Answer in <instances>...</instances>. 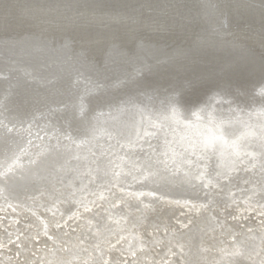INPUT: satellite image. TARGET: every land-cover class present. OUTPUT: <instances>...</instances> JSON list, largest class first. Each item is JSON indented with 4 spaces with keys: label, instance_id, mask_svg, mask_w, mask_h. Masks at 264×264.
Wrapping results in <instances>:
<instances>
[{
    "label": "bare ground",
    "instance_id": "obj_1",
    "mask_svg": "<svg viewBox=\"0 0 264 264\" xmlns=\"http://www.w3.org/2000/svg\"><path fill=\"white\" fill-rule=\"evenodd\" d=\"M12 1L39 7L35 12L37 21L33 24L27 21L30 20L29 16L27 17L28 14L35 16L32 9L20 8L25 16L21 19L23 21L21 26L18 25L19 28L28 27L24 29L25 31L19 29L22 33L29 34L34 32L32 31L34 29L39 32L38 36L52 31L51 29L61 31V27L53 26V17H60L62 24L73 28L79 26L82 30H84L83 26L103 25L105 27L108 23L135 25L141 22L137 25L141 29L147 30L150 26L149 30L155 31L151 29L153 26L147 22L159 23V26H155L154 29L160 34L174 35H178L180 31L175 32L173 29L180 28L184 22L183 19L189 17L197 21H192L190 24L186 22L183 25L185 27L183 29L187 31L186 34H197V37L202 38L201 40L196 38L192 43L201 41L203 47L208 46L207 50L216 53L225 49L242 52L237 56L227 58L234 63V68L223 76L234 75L229 81L234 79L236 82L225 83V90L231 91L233 88L235 90L231 93L234 92L236 96L246 93L247 96H244L248 98L253 90L246 87L257 88L264 81V72H258L264 66L256 68L259 65L258 61L264 59V0ZM252 14L255 16L253 20L255 23L249 18ZM47 17L52 19L48 20ZM139 17L143 18L138 19ZM145 17L148 18L145 20ZM165 18H176L172 20L181 24L178 26L175 23H168L166 21L169 19L165 20ZM170 26H175V28ZM203 31L206 32L203 33ZM23 49L24 47L18 48L19 51L17 50L15 54L18 58L10 59L9 64L5 63L3 73L0 71L3 76L0 83V239L4 242L3 249L0 250V264H101L103 260L113 259L111 252L107 251V246L114 242L113 237L126 238L123 240L124 249L129 253L125 250L121 252L135 254V257L130 259L133 261V263L130 261L132 264H144L146 257L153 258L150 263L155 264L156 258L153 257L152 251H155L156 246H161L158 251L160 255L163 253L172 255L176 252L175 256L171 257L162 255L165 256L164 259L170 260L166 263L162 261L161 264H264V217L258 220L259 227H261L259 233H254L253 230L251 233L242 231L241 234L235 235L237 228L234 223L227 222L225 218L221 220V212L229 203V197L223 199L213 196L210 202L201 200L199 212L193 215V218L188 219L190 224L186 225L183 230L177 231L176 228L175 231L173 227L169 230L167 227L165 234L155 235L152 232V237L149 236L150 234L147 235L159 226L166 229L165 224L168 221L166 213H161L157 209L158 204L161 203L159 199L162 197L159 192L169 191L171 187L169 183L174 179L164 174L168 171L163 170L162 166L166 163L168 166L182 167L187 171L188 166L196 165L191 158L183 156L185 151L196 155L202 154L198 163L201 165L200 171L203 174L208 173L211 167L218 172L216 177L209 176V173L203 175L207 176L205 179L210 191L219 195L218 192L222 187L221 180L230 178L231 182L239 183L246 191L242 195L240 192L243 191L242 189L235 192L231 198L234 204L231 205L244 201L253 205L258 211H262L264 215V145L261 143V146L246 147L245 143L248 141L245 142L242 139L245 137V130L249 127L242 126L243 136L239 135L242 132L238 131L226 141L222 138L216 145L226 152L223 156L226 164L217 165L214 160L211 164L210 150L216 144L213 139L222 133L216 132L215 126L211 124H205L208 126L203 127L195 125V123L199 124L204 121L200 113L207 111L205 109L209 104L207 102L222 94L218 92L219 90L212 88L209 93H205L208 99L204 107L202 105L199 108L200 113L197 107L188 113L185 110L184 113L187 114L180 115V120L183 118L181 122H188V125L181 127L180 122L169 126L172 129L170 132L172 136L163 141L162 148H157L154 138L164 134L162 131L147 130V128L144 131L142 127L140 128L142 125L145 126L144 123L140 126L134 125V128H130V132L128 128L131 125H128L125 130L122 126L126 124V121H134L143 115L145 116L143 119L147 117L159 123L158 120L162 115H166L168 109L178 113L181 109L172 102L174 100L172 97L165 98V101L162 97H158L156 99L162 101L157 105H150V108L144 106L142 102L146 101L150 95L143 92L144 88H134L139 80L138 77L142 75L139 70H129L125 67L128 71L125 77L104 80L101 76L94 77L86 69L77 70L71 66L73 68L69 70L72 73L70 72L68 88L78 86V92L68 91L70 94L68 98L51 101L47 100L46 94L53 92V87H50L47 92H43L42 88L55 83L59 77L56 72L49 74L44 71L54 62L45 64V58L40 57L36 65L22 64L24 61L22 57L25 56ZM255 56L259 59L258 61L253 60V66L249 59ZM247 65H250V68ZM11 71H13L12 75L18 76L12 78V75H8ZM20 74H22L21 79H19ZM223 76L219 79L222 78L220 80L224 82ZM107 85L108 88H128V94L122 95L123 90L115 92L118 97L111 104L87 112L88 117L81 119L79 125H73L72 113L79 115L87 103L85 98L90 94L96 97L94 92L97 94ZM22 89L24 93L33 98L37 99L39 96L44 98L36 106H34L36 103L31 104L29 108L33 107V109L30 112H28L29 108L25 109V112L24 102L16 100L9 103L7 101V96L12 98ZM144 90L152 91L151 88ZM213 91L215 94H212ZM201 103L203 102L197 104L201 105ZM164 105L166 107H163ZM105 112L107 113L104 114ZM120 112L125 115L117 123L116 117ZM96 115H98L97 122L92 119ZM192 117L193 119H188ZM218 120L217 118L216 121ZM138 132H140L139 135L136 134ZM154 148H157V151L153 150ZM47 150L48 153H46ZM105 156L111 159V168ZM126 162L133 163V167L126 169ZM83 163L90 167L89 170L84 173L82 167L77 172L76 169ZM170 163L172 165H169ZM92 166L93 169H91ZM156 168L161 170L156 171ZM112 169L114 172L125 169L129 173L128 176H121L119 180L112 182L110 175H107ZM145 175L150 176L147 182L145 181L147 187L134 184L146 178ZM178 178L184 183V187L180 190L175 188L176 191H171L172 194H179L183 204L192 202V195L196 194V191L191 189L197 180L189 171ZM165 184L168 188L163 187ZM113 197L116 200L123 199L122 203L119 202L118 208L112 206L115 205ZM170 198L172 202L177 203L175 202L177 197L170 195ZM94 202L100 203V207L87 210L86 214L82 213L79 219L80 228L70 230L67 225L68 231L54 230L53 226L58 223L55 220H58L59 214L68 216L67 214L75 206L83 207ZM42 218H46V221ZM1 221L6 222L8 227H5L7 225H3ZM41 233L53 235L52 241L50 240L47 245L50 249L43 248L39 255L31 256L33 237L39 238ZM228 237H233V241L232 239L229 240L230 242L225 241ZM11 239L14 240L12 243L15 247L14 245L12 247ZM41 241L39 240L38 244H42ZM7 243L11 245L8 246ZM11 248L22 261L13 260L15 256L12 255ZM126 259L128 257H125L124 261Z\"/></svg>",
    "mask_w": 264,
    "mask_h": 264
},
{
    "label": "water",
    "instance_id": "obj_2",
    "mask_svg": "<svg viewBox=\"0 0 264 264\" xmlns=\"http://www.w3.org/2000/svg\"><path fill=\"white\" fill-rule=\"evenodd\" d=\"M17 4L23 7H20ZM26 7L32 9V13L35 15H27V17L29 16L30 18V20L27 21H30V24H33L37 21V14H35V12L36 9H39L38 6L32 4L24 5L12 0H4L0 2V71L3 73V69H5V63L9 64L10 59L18 58L15 54L17 53L18 48L22 47H24L23 50L25 52V56L22 57L24 60L22 61V64L36 65L37 62H39L38 60H40V57L45 58V64L53 61L54 64L51 65L50 68H45L44 71L49 72V74L56 72L59 74V77L55 83H50V85L47 87L44 86L42 90L43 92H47L50 87H53V92H50L51 95L45 93L48 98L46 99L57 101L63 98H68V96H70L68 91H74L75 93L78 92V86L68 88L69 80L71 78V71L69 70L73 68L71 66H74L73 69L77 70L79 68L86 69V71L93 74L94 77L101 76V78L104 80H116L117 77H119V79L123 76L125 77L128 72L125 67H128L129 70L137 69L142 75L138 77L139 80L137 81V85L134 88L138 87L152 89V91H145L142 89L144 93L150 95L146 101L144 100L142 102L144 106L150 108V105H157V103L162 101H158L156 99L158 97H162L163 101H165V98L172 97L174 100L171 101L177 104L181 109V114L177 111H172V109H168L166 111V115H162L161 119L158 120L159 123L155 122L153 119H148L147 117L143 119L145 117L143 115L137 117V119L134 121H126V124L122 126V129L125 130L128 125H131L128 128V132H130V128H134V125L140 126L141 123H144V127L143 125L140 126V128L142 127L144 131H146V128L147 130L157 129L162 131L164 134L155 136V139L159 141L158 146H156L157 148H162L163 141H165L167 137L172 136V134H170L172 129L169 126L174 125L175 123H180L183 119L182 118L180 120V115L184 116L188 112L194 110L195 107L198 108V112L200 113L199 108L202 105L204 107V103L208 99L205 93H209L212 88H215L214 90H219L218 92H221L222 94L217 95L216 98H213L210 102H207L209 103L205 108L207 111L200 113L203 116L201 117L204 121L199 124L195 123L196 126L199 125L203 127L208 126L205 124L216 122V119L223 108L222 106L233 102L239 97L245 98L247 96L246 93H244L242 96H236L234 92L231 93V91L235 90L233 88H231V91L225 90V83L229 82L230 84H233L236 82V80L232 79L234 81H229L234 75L223 76V74L230 73V71L234 68V63L230 60H227L228 56H237L242 52L240 53L230 49H225L216 53L214 51L207 50L206 48H208V46L203 47V45H201L202 43H200L201 41L192 43V41H194L196 38L199 40L202 38L197 37V34H186L187 31L183 29L185 28L183 25H185L186 22L187 24H190L192 21L197 20L190 19L189 17H185L184 19L182 18L184 21L182 26L178 29H173L175 32H180H178V35H174L165 33L160 34L159 31L154 29L155 26H159V23L156 24L147 22L153 26L151 29L155 31H150V26L147 28V30L141 29L140 26H137L141 24L140 21H137L140 23L135 25H125L124 23H108L105 24V27H103V25L92 27L83 26L84 30H82L79 29V26L73 28L62 24V19L60 17H53L54 19L47 17L48 20H53V26H56L57 28L61 27V31H54L51 29L52 31L38 36L37 34L39 32L34 29L32 30L31 27L29 28L34 32H30L29 34L21 32L28 27L24 26L19 28V26H21V22L23 23L21 19L25 16L21 13L20 8ZM18 16L21 18L19 19ZM142 18L143 17H139L138 19ZM147 18L148 17H145L144 19L146 20ZM249 18L252 19L251 21H253L255 16L252 14L249 16ZM144 19L143 23L145 24ZM166 19H169L166 21L168 23H175L178 26L181 24L177 21H174L176 18H165V20ZM253 22L255 23V21ZM171 28H175V26H172ZM19 29H21V31H19ZM204 32L206 31H203V33ZM25 35L28 36L25 37ZM258 59L259 58L256 56L250 58V64L254 66V61H258ZM258 63L259 65H257L256 68L264 66V59L262 61H258ZM135 65L137 66L135 67ZM247 67L250 68V65H247ZM258 72H264V68H260ZM2 73L0 74V83L3 78ZM12 73L13 71H11L8 75H12ZM252 74L253 72L251 73V76ZM16 76L18 75H12L11 77L13 78ZM19 76V79H21L22 74ZM222 76L224 82L220 80L222 78L219 79V77ZM246 88H251V90H253L252 93L250 92L248 98L252 97V99H255L259 102L260 100L264 99V81H262V83L257 88ZM28 90L31 91V89ZM119 90L124 91L121 93L122 95L128 94V88H108L107 85L105 88L100 89L97 94L94 92L96 97H94L92 94L88 95V97L85 98L87 103L82 111H80L79 115L72 113L73 125H79V121L81 119L86 118V116L88 117V114L86 115L87 112H90L96 108H103L111 104L113 100L117 99L118 94H115V92ZM213 93L215 94V91H213L212 94ZM99 95H102V97H98ZM119 96L122 97L121 95ZM97 97L98 99H96ZM10 99L12 100L10 101ZM43 99L44 98H41V96H39L37 99L33 98L30 95L24 93L23 89L18 91V93L12 96V98H8L7 96V101H9V103L16 100L18 102H24V110H27L31 104L36 103L34 105L36 106ZM198 102L203 103L198 105ZM163 107H166V105ZM32 109L33 107L29 108L28 112H30ZM60 109H63V107H60ZM185 110H187V113H184ZM176 112L178 114H176ZM66 113L69 112L66 111ZM106 113L107 112L104 114ZM84 115L85 117H83ZM98 115L102 114L98 113ZM98 115L92 119L96 121ZM117 115L118 116L116 118L118 119V123L121 118L124 117L125 113L120 112ZM176 115L178 117H176ZM188 119L191 120L193 117ZM135 122L138 123L134 124ZM186 125H188V122L180 123L181 127ZM191 126L194 125L191 124ZM136 134L139 135L140 132ZM145 137L146 135L144 138ZM164 137L165 139H163Z\"/></svg>",
    "mask_w": 264,
    "mask_h": 264
},
{
    "label": "rangeland",
    "instance_id": "obj_3",
    "mask_svg": "<svg viewBox=\"0 0 264 264\" xmlns=\"http://www.w3.org/2000/svg\"><path fill=\"white\" fill-rule=\"evenodd\" d=\"M222 107L223 108L221 109V112L218 115V119L219 120L216 121V122H214V123H211V125H214L215 126L214 129H215L216 132L220 131L223 134V135L222 134L221 135L219 134V135L215 136L216 138L214 137L215 139H213V140H214V143H216V144H214L215 147H212V149L210 150V157L209 158L211 160V164H212V160H214V162H216L217 165L222 164V163L223 164H226V162H225L226 159L223 157L226 154V152L220 150L219 147H216L218 141H221L222 138H224L222 140H225L226 141L229 138H231V136H233L236 133H238V131L242 132V134L241 133L239 134L241 136H243L244 133H245V137L242 139V141H245V142L248 141L247 143H245L246 144V147L247 146L256 147V146H261L262 144L264 145V99L263 100H260V102H259V101L255 100V99H252V98H242V97H239L236 100H234L233 102L228 103V104H225ZM242 122H245V123H242ZM242 126L243 127H249V128H248V130H245L246 132L243 133ZM216 132H214V134H216ZM225 136H227L228 138H226ZM154 140L157 142V143H155V145L158 146L159 141H157L155 138H154ZM229 143H228V145H229ZM153 150L157 151L156 148H154ZM85 152H86V150H85ZM46 153H48V150H47ZM87 153L89 154V151H87ZM183 154H185L183 156H185L187 158H191L196 163L195 166H192V165L191 166H188V170H187L190 173H192L194 175L195 179L197 180V182L195 183L196 186L194 185L192 187V189H191V190L196 191V194H193L192 195V200L193 201L192 202H188L186 204L185 203L183 204L182 203V199L179 198L180 197L179 194H172V192L176 191L175 188L178 189V190H180V189H182V187H184V183H182L179 180L178 177H180V175H183L187 171L186 170H183L182 167H178L177 168V167H174V166H168L165 163L162 166L163 167L162 169L163 170L165 169V171H168V172L167 173H164L163 172V173L164 174H167V175H170V177H172L174 179V181L169 183V186H171L170 189H169V191H163L162 190L161 191L162 193L159 192V195H162V197L159 199V203L160 202L161 203L158 204V208L157 209H159V211L161 213L162 212H165L166 213V217H167V220L168 221L165 224L166 225V227H165L166 229H163L162 226H159L158 228H155L154 230H152L151 233L148 232L147 235L150 234L149 236L152 237V232H154L155 235L165 234V231L167 230V227L169 228V230H172V227L174 228L173 230H175V231H176V228H177V231L179 229L180 230L181 229L183 230L186 225H189L190 224L189 223L190 221H188V219L193 218L194 217L193 215H195V214H197L199 212L198 208L201 207V205L199 204V202H201V200H206V201H209L210 202V201H212L211 197H213V196H218V197H221L223 199H226L227 197L230 198V200H229L230 205H229V203H227V205L224 208L225 210L223 209L222 212H221V216H222L221 220L223 221V218H225L227 220V222L229 221L231 223H234V225L237 228V229H235L236 231L234 232L235 235L236 234L237 235L241 234L242 231L243 232H246L247 231V232L251 233L253 230H254V233L255 232L256 233H259L261 231L260 230L261 227H259L258 220H259V218L264 217L263 212L262 211H258L257 208L253 207V205L247 204L244 201L241 202V203L240 202L239 203H235V205H231V204H234V202L231 201V198H232V196H233V194L235 192H237L238 190L242 189L241 185H239V183H237L235 181H234V183L231 182L229 180L230 178L229 179H224V177H223L224 180H221L222 187L220 189L221 191L218 192L219 195L217 193H214L213 191H210L209 190L208 182L205 179V178H207V176H203V175H205V174L207 175L209 173V176L216 177L217 176V173H218L216 171V169H212V167H211V169H209L208 173L203 174V172L200 171L201 170V168H200L201 165H200V163H198L199 162L198 160H201L199 158L201 157L202 154L201 155H196V154H193L191 152H186V151H185V153L183 152ZM104 158H105V160H108L109 161V165L108 166L110 167L111 159L108 156H105ZM128 164H130V165L128 166ZM84 165L85 164L83 163V165L81 167L77 168L76 169L77 172L82 167L84 169L83 172L84 173H85V171L87 172L90 167H88L86 165L84 166ZM125 165H126V169L127 168L131 169L133 167L132 165H134V164L133 163H127L126 162ZM169 165H172V163H170ZM213 166H214V164H213ZM93 168L94 167L92 166L91 169H93ZM113 170L114 169H112V171L110 170L108 172V174L106 173L107 175H110V180L112 182H115L116 180H119V178L121 176H123V177L126 176V175L128 176V173H129L125 169H123V171L121 170L120 172H114ZM159 170H161V169H159ZM159 170L157 169L156 171H159ZM136 172H138V171H136ZM145 177L146 178H143L144 181H143V179H141V181H136V183L134 182V184L135 185L138 184L139 187H147L148 185H147L146 182L148 180V177H150V176L145 175ZM197 177H199V178H197ZM78 182H79V180H78ZM132 184H130V185H132ZM163 187L168 188L166 186V184ZM242 190L243 191H240L241 192V195H242V193L243 194L246 193L245 189H242ZM165 194H167L169 196L170 195H173V197H177L178 200L176 199V201H175L177 203L172 202L171 201V198L169 199V196L166 197L167 195L165 196ZM230 194H231V197H230ZM113 199H115V197H113ZM165 199H166V201H165ZM122 200L123 199H120V198L117 199V200L115 199V201H114L115 205H112L113 208H118L119 207V204L122 203ZM196 201H197V203H196ZM85 203H83V204H85ZM97 206L100 207V203L94 202V203L88 204L86 206L84 205L83 207L80 206V205H77V206H75L73 208V210L70 213L67 214L68 216H66V215L64 216L63 214L62 215L59 214L58 220H55V222H58L57 223L58 225L56 224L57 227L56 226H53L54 230L56 231V230H59L60 229L61 231L62 230L63 231H68L69 229L70 230H75L78 227L80 228V225H79L80 224L79 223V221H80L79 219H81L80 216L83 215V214H86V211L87 210L94 209V208L96 209ZM165 207H167V209ZM177 211H178V213H177ZM42 219H44V218H42ZM75 219H77V220H75ZM71 220H72V222H71ZM17 221H16V223H17ZM44 221H46V218L44 219ZM1 222H3V225H7L6 222H4V221H1ZM255 222H257V223H255ZM65 225H66V227H65ZM67 225H69V227ZM182 226H183V228H182ZM5 227H8V225L5 226ZM255 228H257V229H255ZM250 229H252V230L250 231ZM41 234H40V237L39 238L33 237V247H32L33 251H31V253H32L31 256L35 255V257H36L37 255L40 254L39 252L43 248H47V249L49 248L50 249V247H47V245H48V243H49L50 240L52 241L53 235L52 234L51 235H49V234L47 235V233L46 234L45 233H41ZM113 238H114L113 239L114 242L111 243V244H109L107 246V248H108L107 251L111 252L110 254L112 255V258L113 259L110 260L108 258V260H107L108 263H107L106 260H103L101 262V264H103L104 261H106L104 264H115V263L116 264H130L131 262L133 263V261H131L130 259H133L135 257V254L134 253L133 254H124V253L121 252V250H123V251L125 250V252H128L129 253V251H126V249H124L125 244L123 243L124 242L123 240H126V238H124V237H121L122 239L120 237H119V239L116 238V237H113ZM39 240H42L43 241V242L41 241L42 244H38L39 243ZM46 240H48V241H46ZM229 240L233 241V237H231V238L228 237V238L225 239V241H227V242H230ZM12 242H14V240H12L11 243ZM11 243H7L6 245L9 246V245H11ZM3 245H4V242L2 241V239H0V250L3 249ZM13 245H14V243H12V247H13ZM14 247H15V245H14ZM160 249H161V246H158V247L156 246L155 249H154L155 251H152L153 257L156 258V259L154 258L155 259V264H161L162 261H164L166 263L170 259H168V258L167 259H164L165 256L171 257L172 255L175 256V254H176V252H175L172 255H170V254L167 253L169 251H167L166 252L167 254H164L163 253L162 255H165V256H162V255H160L158 253V251H160ZM151 250H153V248H151ZM10 251L12 252V255L15 256L14 257L15 259H13V260H15V261H18L19 260L18 262H20V260L22 261V259L19 258V256L17 254H14V249L13 248H11ZM112 252H114L115 255ZM118 252L120 253V256H118L119 255ZM113 256H115V257H113ZM125 257H128V259H126L124 261V258ZM148 258L147 257L145 258V263L144 264H147V263L148 264H151L150 261H152L153 258L152 259H148ZM121 259H122V262H121Z\"/></svg>",
    "mask_w": 264,
    "mask_h": 264
}]
</instances>
